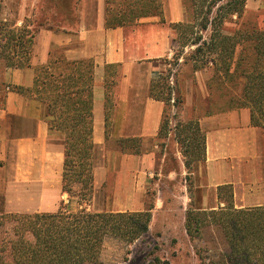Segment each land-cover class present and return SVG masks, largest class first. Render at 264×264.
Returning a JSON list of instances; mask_svg holds the SVG:
<instances>
[{
	"label": "crops",
	"instance_id": "0c3cea01",
	"mask_svg": "<svg viewBox=\"0 0 264 264\" xmlns=\"http://www.w3.org/2000/svg\"><path fill=\"white\" fill-rule=\"evenodd\" d=\"M111 1L127 0H76L75 18L67 28L36 34L30 68L4 70L0 216L55 214L69 202L63 193L65 134L50 127L45 106L28 93L35 87L36 70L49 63L51 52L95 65L94 193L83 207L96 214L146 210L152 176L165 163L159 137L165 104L150 97V86L167 74L179 47L173 25L187 23L191 13L188 0H160L161 17L109 28ZM197 121L205 134V185L196 186L197 209L223 208L218 193L223 187L232 189L236 209L264 207V129L252 125L251 111L215 110ZM122 140H136L141 152H114Z\"/></svg>",
	"mask_w": 264,
	"mask_h": 264
},
{
	"label": "trees",
	"instance_id": "16d2710c",
	"mask_svg": "<svg viewBox=\"0 0 264 264\" xmlns=\"http://www.w3.org/2000/svg\"><path fill=\"white\" fill-rule=\"evenodd\" d=\"M189 21L173 25L181 51L178 62L188 46H196L191 59L196 63L207 57L217 78L243 82L239 99L230 100L233 109L248 108L252 125L264 129V29L242 25L228 34L225 23L233 17L245 16L248 0H191ZM0 0V61L2 69L24 70L31 67L36 32L27 25L2 18ZM109 28L124 27L136 21L162 16L160 0H127L108 2ZM202 17V18H201ZM210 31L208 40L202 33ZM238 49L240 52L237 54ZM171 65V62L169 63ZM92 60L68 61L58 52H51L49 63L36 70L35 87L28 92L45 106L49 125L65 134V166L63 193L78 197L81 207L72 211L64 203L55 214L1 215L0 229L12 224L11 233L0 236V264H105L102 253L107 240L113 239L130 246L149 231L152 208L137 213L89 212L83 203H90L94 193L93 176V86ZM173 72L154 79L150 97L165 104L159 137L169 130V110L184 104L183 96L172 87ZM223 78V79H222ZM0 97L5 100L6 86ZM109 84H107V87ZM110 87V86H109ZM19 93L23 89L14 88ZM175 96V99H173ZM194 128L200 147L193 142L182 145L185 163L190 168L205 161V134L198 121ZM137 145L136 140H122ZM184 143V142H183ZM138 153V152H136ZM219 199L225 204L218 210L201 211L190 205L185 229L190 241L197 243L210 230L219 238L221 253L204 258L202 264H264V207L236 209L230 187L219 188ZM145 264H170L154 257Z\"/></svg>",
	"mask_w": 264,
	"mask_h": 264
},
{
	"label": "rangeland",
	"instance_id": "374dc122",
	"mask_svg": "<svg viewBox=\"0 0 264 264\" xmlns=\"http://www.w3.org/2000/svg\"><path fill=\"white\" fill-rule=\"evenodd\" d=\"M75 2L76 0H3L2 18L18 27L27 25L36 34L45 29L61 31L74 21L72 9ZM187 5L192 13L191 0L187 1ZM243 24L258 30L264 29V0H248L245 16L242 20L233 17L226 22V32H235ZM202 36L204 40H208L210 31L202 33ZM195 49L196 46L185 48L177 62L174 58L181 51L178 47L169 61L171 67L167 70L173 72L175 79L172 87L182 94L184 104L177 107L172 101L169 110L170 128L161 139L165 163L161 172L153 174L151 185L147 189L146 209L152 208L149 231L130 246L113 239L107 240L102 253L105 264H145L154 257L163 258L170 264H202L200 256L208 258L221 253L219 238L212 231H206L197 243L191 242L187 235L186 214L191 204L195 209L199 207L196 186L199 183L205 185V170L203 162H196L187 168L185 163L188 159L181 148L191 142L200 147L201 140L196 137L194 128L186 125L215 110L232 108L230 100L241 97V85L238 88L236 84L243 81L234 83L223 78L222 81L219 80L214 66L207 60L208 56L199 59L201 62L198 64L191 59ZM239 52L240 49L237 54ZM2 68L3 63L0 61V97L4 93V86L1 85L4 74ZM129 149L141 152L136 144L121 142L117 143L114 152L125 153ZM68 198L66 206L69 209L75 211L81 207L78 197ZM11 228L12 224H7L0 229V236L4 230L11 233Z\"/></svg>",
	"mask_w": 264,
	"mask_h": 264
}]
</instances>
